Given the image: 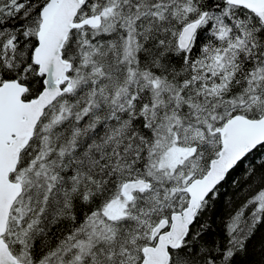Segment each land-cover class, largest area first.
<instances>
[{"label": "snow or ice", "instance_id": "1", "mask_svg": "<svg viewBox=\"0 0 264 264\" xmlns=\"http://www.w3.org/2000/svg\"><path fill=\"white\" fill-rule=\"evenodd\" d=\"M0 264H264V0H0Z\"/></svg>", "mask_w": 264, "mask_h": 264}]
</instances>
